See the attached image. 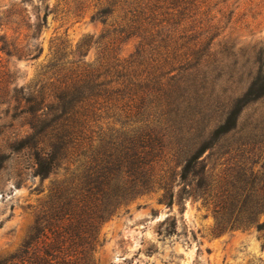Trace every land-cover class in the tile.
Returning <instances> with one entry per match:
<instances>
[{"label":"rangeland","instance_id":"374dc122","mask_svg":"<svg viewBox=\"0 0 264 264\" xmlns=\"http://www.w3.org/2000/svg\"><path fill=\"white\" fill-rule=\"evenodd\" d=\"M200 1L177 27L180 34L200 26L193 37L194 45L207 46L194 57L201 62L200 73L190 77L179 116L169 127H157L134 194L98 225L93 264H264V99L246 97L251 77L264 71V0ZM100 3L0 0V36L6 33L10 43L23 39L24 25L37 12L41 18L46 6L52 10L30 42L42 49L37 59L18 61L0 53L16 83L34 81L57 52L65 61L97 59L120 24L117 13L105 24L91 21ZM138 41L124 39L117 53L128 58ZM84 42L88 46L78 51ZM239 104L236 129L217 134ZM4 110L0 105V259L21 249L50 191L64 180L107 179L110 154L97 141L89 154L93 175L87 177L84 160L72 154L40 178L31 151L20 148V139L31 133L28 119L5 117ZM95 131L96 139L107 141L124 138L128 129L102 120Z\"/></svg>","mask_w":264,"mask_h":264},{"label":"trees","instance_id":"16d2710c","mask_svg":"<svg viewBox=\"0 0 264 264\" xmlns=\"http://www.w3.org/2000/svg\"><path fill=\"white\" fill-rule=\"evenodd\" d=\"M101 1L91 21L105 24L117 13L120 24L93 62L65 61L57 52L34 81L18 85L0 61L2 114L28 119L31 133L19 143L21 149L31 151L38 177L47 178L59 160L72 159V154L84 160L89 177L94 174L89 156L94 144L98 141L110 153L104 167L107 179L64 180L51 190L28 240L16 254L0 259V264H93L98 225L134 194L153 151L157 127L167 128L172 117L179 116L191 88L190 77L200 73L201 62L194 57L207 51L206 45L193 44L200 26L194 24L196 30L185 27L180 34L177 27L200 8L196 2H204ZM38 13L24 25L27 33L22 40L10 43L6 33L0 36V53L18 61L41 55L42 49L30 42L38 38L52 10L46 6L41 18ZM131 37L139 40L138 45L128 58H122L118 44ZM246 97L249 101L264 99L263 69L251 77ZM241 110L242 105H237L217 134L235 130ZM102 120L128 129L127 134L107 141L96 139L95 130ZM185 165L182 177L188 170Z\"/></svg>","mask_w":264,"mask_h":264}]
</instances>
